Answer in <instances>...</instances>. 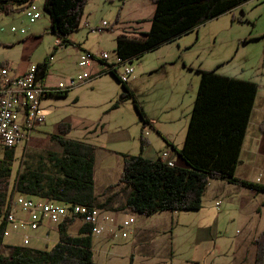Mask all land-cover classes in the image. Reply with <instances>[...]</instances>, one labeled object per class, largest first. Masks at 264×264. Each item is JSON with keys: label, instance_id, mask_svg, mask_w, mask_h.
<instances>
[{"label": "rangeland", "instance_id": "rangeland-1", "mask_svg": "<svg viewBox=\"0 0 264 264\" xmlns=\"http://www.w3.org/2000/svg\"><path fill=\"white\" fill-rule=\"evenodd\" d=\"M35 2L43 11L42 17L35 22H30L23 12L0 16V27L7 28L5 32L0 30V64H37L55 50L51 74L47 80V84L51 85L76 76L81 71L77 65L80 56L87 51L94 55L106 51L110 56L109 61L114 62L117 58V35L123 32L136 35L140 31L150 30L155 10L152 0H88L80 30L72 35L81 44V48L60 45L55 49L57 37L50 30V17L43 10L44 2ZM104 21L108 24L104 25ZM86 22L89 23L87 27ZM12 25H23L27 34H13L8 30ZM263 33L262 0H250L207 21L201 26L197 41L195 33L190 37H184L187 35L185 34L181 36V41L177 38L154 47L132 62L119 65L117 72L120 78L130 83L129 86L134 90L136 99L147 116L156 120L161 128H172L176 142L180 144L187 135L190 112L199 86L198 69L217 68L218 72L228 76L261 81L264 41L258 37ZM17 36H28L32 40L26 45L18 42L15 45L4 43V40ZM191 37L193 41H190ZM126 66L134 68L131 75L125 73ZM102 69L105 71L89 81L70 88L66 96L51 95L43 99L45 122L34 131L29 142L16 147L13 177L18 167L21 170L27 166L35 167L48 160L49 150H59L52 136L59 133V124L62 122L71 125L66 138L92 143L99 150L109 151V146L112 150L120 148L121 144L112 140L119 137L118 131L121 129L136 134L137 139L141 136L142 119L134 102L129 99L112 107L123 91L121 82L106 65L99 62L91 66L90 71L95 73V70ZM171 119L174 124H166ZM148 131L152 137L158 136L156 131L150 128ZM130 145L129 143L125 147L127 151ZM152 147L154 149V145ZM100 156L99 152V158ZM101 161L96 165V193L117 182L124 167V157L114 151L106 163L103 159ZM210 187H207L200 210L161 211L149 216L122 212L120 220L135 218L133 226L142 232L137 235L130 234L126 229L119 230V237L113 240L116 244L111 247L117 256H113L109 264H190L191 260H199L202 264L203 256L208 255L209 251L213 255L214 248L211 238L204 239L200 228L212 225L217 219L221 231L219 235L225 233L230 238L243 235L245 228L238 209L232 210L225 197L216 199ZM216 200H220L222 205L216 207ZM23 217V213L17 210V219L9 226L4 237L5 243L33 245L38 248H50L56 244L58 231L52 232L44 240L32 238L29 241L34 231L20 221ZM51 223L56 227L55 222ZM79 225L80 220L77 219L70 228L71 232L77 231ZM216 239L218 244H223L222 236ZM229 243L230 241L226 245L224 243L223 247L226 246L227 249ZM10 250L6 244L1 246V253L4 255H9Z\"/></svg>", "mask_w": 264, "mask_h": 264}, {"label": "trees", "instance_id": "trees-1", "mask_svg": "<svg viewBox=\"0 0 264 264\" xmlns=\"http://www.w3.org/2000/svg\"><path fill=\"white\" fill-rule=\"evenodd\" d=\"M35 1L0 0V16L22 12ZM87 1L43 0V10L50 17V30L57 37L55 49L60 45L81 48V44L71 36L80 29ZM249 1L153 0L155 10L150 30L140 31L136 35L124 32L117 35L116 55L124 62H132L154 47L176 40ZM259 38L264 40V33ZM54 52L35 64L39 78L43 80L49 75ZM102 62L123 87L112 107L131 99L143 126L151 124L134 90L126 80L120 78L117 68H111L108 61ZM198 71L199 87L183 145L178 148L166 140L185 166H171L159 156L146 157L142 151L148 140L141 136V151L137 154L122 153L124 167L117 182L109 184L98 194L95 191L94 173L96 146L66 138L71 130L70 124L62 122L59 133L52 136L59 146L58 151L49 150L48 160L35 167L27 166L24 170L18 167L14 177L16 147L9 149L0 158V264H108L95 258L94 228L91 224L82 223L77 234L71 233L70 228L76 218H67L58 223L59 238L50 248L8 245L11 248L9 255L2 254L1 246L8 223L6 217L14 192L63 204H85L112 212L129 211L149 216L161 211L200 210L212 180L236 182L264 191V185L241 181L235 176L259 85L252 80L222 74L217 68ZM68 90L52 95L66 96ZM254 244L256 252L253 264H264V232L255 239Z\"/></svg>", "mask_w": 264, "mask_h": 264}, {"label": "crops", "instance_id": "crops-1", "mask_svg": "<svg viewBox=\"0 0 264 264\" xmlns=\"http://www.w3.org/2000/svg\"><path fill=\"white\" fill-rule=\"evenodd\" d=\"M12 17L14 19V16ZM202 25H200L199 28L195 29L189 34L183 36L190 37L193 33H195L196 34L195 40L197 41L199 30ZM85 26L87 27L88 25L85 24ZM20 27H24V26L21 25ZM24 29L26 28L24 27ZM143 31H147V30H143ZM24 34H27L26 30ZM71 38L74 40L73 36H71ZM181 39L182 38L180 37V41ZM258 39L263 40V38H259V37ZM30 40L32 39L28 38V36L19 37V38L17 36L16 38H12L10 40H4V43L7 45H15L18 42L23 45H26ZM190 41H193V37H191ZM76 42L79 43L78 41ZM5 64L11 68L13 74H21L25 72L31 65H34V64L13 65L10 64L9 62H6ZM94 64L96 65V63ZM52 66L53 64L51 65V69L49 75L47 76L46 82L51 74ZM102 71H105V69L95 70V73L94 72L91 73H93V77H95V75H98ZM262 76L263 77L261 81L252 80L256 82L257 85L259 86L257 87V93L255 96L253 108L247 124V128H246L247 132H245V136L241 146L239 162L235 170V176L237 179L247 182L251 181V183H256L259 185H264V69L262 72ZM199 82H200V76H199ZM148 119L151 122V124L145 126L142 125V129H141V136L146 137V139L148 140V144L144 146V149L142 151L144 155L149 158H157L163 150H170L171 151L170 156L171 159L174 161V163L179 166H185L186 165L185 162L180 158L177 152L167 144V141H170L176 144L178 148H180L183 145L184 140H182V143L180 144L177 143L176 142L177 138L172 128L169 127L165 129L161 128V125L158 122L156 123V120L152 119L149 115H148ZM140 122L143 124L142 121ZM167 123L174 124V120L173 119L167 120L166 124ZM148 128L156 131L158 136L152 137L153 135L148 131ZM118 132H119L118 133L119 137L115 138V140H112V142H119L121 144L120 148H113L112 150V147L109 146L110 147L109 151H105L104 149H100V150L96 149L97 153H96V160L94 166V173L96 172V168H97L96 165H98L99 162H102L101 159H103V161L106 163L109 160V158L112 156L113 151L121 155L122 153L137 154L141 151V136H139V138L137 139L138 136L136 134H133L130 131H126L125 129H121ZM154 138H157L156 139L157 141L154 140ZM129 143L131 145L129 146L127 151L125 147ZM153 145L155 150L152 147ZM99 152L101 153L100 158H99ZM209 185L211 186L210 190L212 193H214L216 199H219V197H225L228 200L232 210H236V208L238 209L239 211L238 215H240L239 218L242 220V226L245 228V229L243 228L245 232L243 235L237 238H230L226 236L225 233L223 235L222 234L219 235V232L221 233V231L219 230L218 219L217 222H214L212 225H208L204 228H200L202 232L201 235L204 237V239L211 238V240L213 241V248H214L213 255H211V251L209 252L207 251L209 254L203 256L204 259L202 261V264H253L255 259V252H256V246L254 244V241L256 238H258V236L261 233L264 232V191L251 189L246 186L240 185L236 182L232 183L226 180H214L211 181ZM100 193L101 192H99L98 194ZM217 202H219V205H217ZM215 205L216 207H219L222 205V203L220 200H216ZM115 213H116L115 216L116 221L118 223H121L122 220H120V214H122V212H115ZM51 222L52 221L49 220L43 221L40 228L33 230L34 235L32 236L29 235L30 236L29 241H32L31 240L32 238L34 239L40 238V240H44L48 238L52 232L58 231V223H55L56 224L55 227L54 225H52ZM134 223H136V221H133L131 225L128 228H126V230H129L130 234L134 233L140 235L142 230L138 229V227L136 226L134 227L133 226ZM81 225H82V221L80 220V225L78 229L80 228ZM42 227L45 228L42 229ZM77 231L71 233L77 234ZM215 236L216 238L222 236V238H224V241L222 242L223 244L225 243V245L228 244V242L230 241L229 247L226 249L225 248L226 246L223 247L222 243L218 244L217 243L218 239H216ZM113 240L115 239L108 230H104L102 232L93 234L94 254H95V258L99 262L109 264V261H111V259H113V256L116 255V253H114L111 250L112 249L111 247L115 246L116 244ZM117 243L120 244L122 242H117ZM3 244L13 245L10 243L7 244L5 242ZM32 247H37V246L32 245ZM131 259H133V256ZM189 263L201 264L199 260L197 261L191 260Z\"/></svg>", "mask_w": 264, "mask_h": 264}, {"label": "built area", "instance_id": "built-area-1", "mask_svg": "<svg viewBox=\"0 0 264 264\" xmlns=\"http://www.w3.org/2000/svg\"><path fill=\"white\" fill-rule=\"evenodd\" d=\"M262 6L264 9V0H262ZM22 12L30 22H35L43 15L41 7L36 2L29 4ZM103 24L107 25L108 23L104 21ZM86 25L89 23L86 22ZM0 30L5 32L7 28L2 26ZM8 30L13 34L25 33L24 27L15 25H12ZM109 58V53L106 51H102L98 55L91 52L82 53L78 61L81 71L65 81H58L55 85L47 84L46 80L39 78L35 64L21 74H13L11 68L6 64L0 65V158L4 157L9 149L29 142L33 138L34 131L45 122V113L42 107L44 98L89 81L93 78L90 67L94 63L99 62L101 65H105L102 62L105 60L111 64V68H118L119 65L126 64L118 56L114 62H110ZM133 72V67L126 66L125 73L127 75H131ZM170 154V150H163L159 157L172 166L175 163ZM17 210L24 215L20 221L32 230L40 228L45 220L59 223L67 218H76L82 223L91 224L94 233L108 230L114 238L119 237V230L128 228L135 221L133 217H130L129 220L118 223L115 218L116 214L112 211L85 206V204H63L14 192L9 202L6 217L8 223L4 235L8 233L11 223L17 219Z\"/></svg>", "mask_w": 264, "mask_h": 264}]
</instances>
